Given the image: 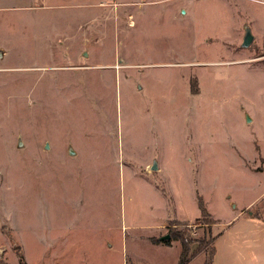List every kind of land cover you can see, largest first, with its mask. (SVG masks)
<instances>
[{
  "label": "rangeland",
  "instance_id": "1",
  "mask_svg": "<svg viewBox=\"0 0 264 264\" xmlns=\"http://www.w3.org/2000/svg\"><path fill=\"white\" fill-rule=\"evenodd\" d=\"M263 192L264 0H0L2 262L176 264L182 230L206 264Z\"/></svg>",
  "mask_w": 264,
  "mask_h": 264
},
{
  "label": "crops",
  "instance_id": "2",
  "mask_svg": "<svg viewBox=\"0 0 264 264\" xmlns=\"http://www.w3.org/2000/svg\"><path fill=\"white\" fill-rule=\"evenodd\" d=\"M252 206L247 204L241 208L238 214L225 221L220 231L214 228V222L211 224L216 236L213 264H264V212L252 210L246 214L245 210ZM169 233L170 237L161 241L167 246L177 245L173 241L179 240L171 237V232ZM166 239L169 241H164ZM178 247H180V253L176 264L180 261L182 244Z\"/></svg>",
  "mask_w": 264,
  "mask_h": 264
},
{
  "label": "trees",
  "instance_id": "3",
  "mask_svg": "<svg viewBox=\"0 0 264 264\" xmlns=\"http://www.w3.org/2000/svg\"><path fill=\"white\" fill-rule=\"evenodd\" d=\"M198 220V219H197ZM210 223H212L211 220H209ZM208 221V222H209ZM212 230V229H211ZM171 237L174 239L180 240V244H182V251L181 255L179 258V263L178 264H188L197 253L206 251L207 249L203 246L202 242L204 241V238H192L191 236H186V232L182 230H172L171 231ZM216 236L212 235L210 239V243H212V247L209 251V254L207 255V263L206 264H213V256L216 252V246H215V241ZM166 242L169 241V239L164 240ZM195 241L198 242V247L195 249V251H192V243H195ZM18 256H19V261L17 264H27V261L25 259L24 254L20 250H18ZM0 264H11V263H4L0 260Z\"/></svg>",
  "mask_w": 264,
  "mask_h": 264
},
{
  "label": "water",
  "instance_id": "4",
  "mask_svg": "<svg viewBox=\"0 0 264 264\" xmlns=\"http://www.w3.org/2000/svg\"><path fill=\"white\" fill-rule=\"evenodd\" d=\"M253 39H254V34L252 33V30L250 28H247L246 32L244 34V37H243L242 45L245 46V47L250 46L251 42L253 41ZM152 167L154 169H157L156 163H154ZM169 237H170V234H165V235H163V237H161V239L163 240V239L169 238Z\"/></svg>",
  "mask_w": 264,
  "mask_h": 264
}]
</instances>
